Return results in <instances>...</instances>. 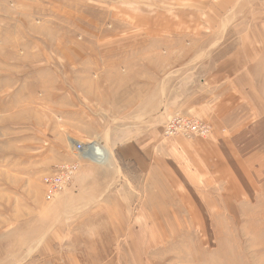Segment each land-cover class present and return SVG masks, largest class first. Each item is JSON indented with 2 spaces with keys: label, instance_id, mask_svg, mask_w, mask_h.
Here are the masks:
<instances>
[{
  "label": "rangeland",
  "instance_id": "1",
  "mask_svg": "<svg viewBox=\"0 0 264 264\" xmlns=\"http://www.w3.org/2000/svg\"><path fill=\"white\" fill-rule=\"evenodd\" d=\"M150 1L0 0V264H24L50 226L89 211L109 234V264H264V105L260 118L239 116L218 126L169 110L160 90L168 97L188 86L187 70L222 49L132 46L153 38L136 23L143 4L156 7ZM239 4L229 17L239 25L264 10V0ZM78 100L101 110L107 127L126 108L148 105L154 113L148 120L158 117L160 127L114 134L163 141L147 146L143 160L154 174L142 173L120 156L124 145L108 140L101 142L108 150L103 164L85 160L95 181L75 182L80 165L48 200L43 178L57 170L60 151L71 155L77 141H95ZM179 121L199 123L196 136L166 132Z\"/></svg>",
  "mask_w": 264,
  "mask_h": 264
},
{
  "label": "crops",
  "instance_id": "2",
  "mask_svg": "<svg viewBox=\"0 0 264 264\" xmlns=\"http://www.w3.org/2000/svg\"><path fill=\"white\" fill-rule=\"evenodd\" d=\"M147 1L149 4V0ZM150 2L156 7L152 5L145 7L143 4L141 17L136 23L145 26L146 37L153 38L134 40L130 42L132 46L164 50L181 47L222 49L216 58L213 57L212 51L204 55V60L198 62L207 66L202 72L197 62H194L197 66L187 70L189 72L184 76L188 86L177 88L173 92L169 91L168 97L163 89L160 90V93L161 91L164 93L163 96L161 95L162 101L167 104L168 109L184 110L189 115L210 119L215 126L227 119L239 120V116L241 119L246 116L260 118L261 106L264 105V10L259 11L258 19H252L244 26L232 23V19H229L231 12L239 8V0H156L155 2L152 0ZM161 61L164 62L165 59L162 58ZM184 77L178 79L183 80ZM77 102L80 104L79 100ZM80 105L78 109L81 111V117L89 129H93L95 142L101 145V142L114 140L115 144L124 145V148L120 146L117 148L120 156L133 162L142 173L154 174L155 171L151 170L154 166L147 167L143 161L149 159L147 146L156 147L164 142L159 143L156 138L149 142L130 134L133 128L148 129L162 125L158 117L155 123L153 118L152 121L148 120L154 115L148 105L146 107L142 105L140 109L139 107L136 109L134 105L126 108L128 112L119 116V119L115 120L116 123L112 126L110 124V127L109 124L108 127L106 126L104 116L99 115L101 110L91 111L87 105L83 103ZM239 107H241L240 111H238ZM248 107H250L249 111ZM159 110L160 108L156 115H159ZM116 129H126L130 132H124L125 137L119 141L116 139L117 134H114ZM86 136L90 137L92 134ZM86 136L83 139L90 141ZM48 138L52 139L46 135V143H51ZM74 138L77 137L61 136L60 141L70 139L74 143L76 142ZM103 149L105 155L101 161L95 162L96 164H103V160L108 155V150ZM154 154L153 159L159 157ZM69 155L66 151H60L57 157L59 163L55 165L63 164L71 158H73L71 161L76 160L74 154ZM90 166L91 164L86 161L81 163L75 182L86 183L92 179L95 181L96 176L89 173ZM114 170L115 173L112 175L118 174V170L116 168ZM157 176L164 177V174L160 173ZM99 218L89 211L76 218L77 221L74 223L70 222L71 217L68 219L70 223L66 221L54 223L42 237L43 241L27 250L24 264H102L103 261L104 264H109L107 257L114 256V250L109 246V234L106 227L101 225ZM122 219L123 222L126 221V217ZM124 254L132 255V249L128 252L124 249ZM111 262L115 264L114 261Z\"/></svg>",
  "mask_w": 264,
  "mask_h": 264
},
{
  "label": "built area",
  "instance_id": "3",
  "mask_svg": "<svg viewBox=\"0 0 264 264\" xmlns=\"http://www.w3.org/2000/svg\"><path fill=\"white\" fill-rule=\"evenodd\" d=\"M183 118V117H182ZM184 120V119H183ZM179 122H173L172 124L167 125L166 132L169 134H175L182 132V129H186L185 133L188 136H196V131L200 129L199 126H201L199 123L195 122H184L185 125L183 126ZM202 130L205 128H201ZM95 144L92 142L91 144H88V146ZM85 145L81 142H76L74 145L75 153L76 154V160L65 162L63 164H60L57 167V170L55 172L49 173L43 178L44 185L46 187V197L48 200H51L53 196L55 195V192H57V188L64 187L65 184L68 183L70 178H72V175L76 174V171L78 167L81 165L83 161L86 159L94 161L88 156V153H86V149L84 147ZM83 154V156H82ZM81 158H80V157ZM86 157V158H85ZM95 162V161H94ZM67 181V182H66ZM66 182V183H65Z\"/></svg>",
  "mask_w": 264,
  "mask_h": 264
},
{
  "label": "bare ground",
  "instance_id": "4",
  "mask_svg": "<svg viewBox=\"0 0 264 264\" xmlns=\"http://www.w3.org/2000/svg\"><path fill=\"white\" fill-rule=\"evenodd\" d=\"M92 142L83 143L85 146V149L87 150L86 153H88V156L93 159L95 162H99L103 159L105 152L103 147L94 141L95 144H92L88 146V144H91ZM102 147V148H101ZM83 156V154H82ZM86 158V157H85Z\"/></svg>",
  "mask_w": 264,
  "mask_h": 264
}]
</instances>
